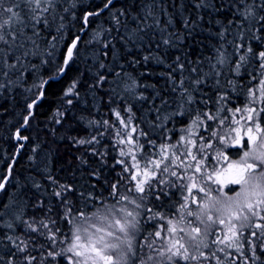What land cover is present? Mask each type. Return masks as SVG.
Masks as SVG:
<instances>
[{
	"label": "trees",
	"instance_id": "16d2710c",
	"mask_svg": "<svg viewBox=\"0 0 264 264\" xmlns=\"http://www.w3.org/2000/svg\"><path fill=\"white\" fill-rule=\"evenodd\" d=\"M72 2L73 0H58L55 14L58 17H64L62 34L57 33L56 25H52L50 29H45L42 32L43 38L38 40L39 50L25 61L27 71L24 75L19 76V73L11 72L7 77L0 76V84L6 86L4 89H0V102H2L0 103V181L6 176L7 168L15 156L19 143L15 142L14 134L18 126L23 123L24 116L30 111L27 105L38 96L41 89L38 85L47 77L58 73L57 69L63 64L69 43L79 35L83 28L84 13L96 10L103 0H78L75 9L71 8ZM207 2L209 5L207 8L197 9L193 0H156V3L165 10L155 9L160 25L157 27L149 19L147 24L152 27H147L142 32L137 31L138 23L133 17L139 16L142 20L145 15L144 5L150 4L151 0H114L110 11L105 10L100 16L90 18L89 28L79 41L66 73L58 80H49L43 99L34 108V116L29 120L28 126L20 132L28 137V141L23 146V153L22 151L19 153L15 164H13L11 175L15 178V182L14 184L7 182L0 195V256L4 257L5 264L9 254L16 251L15 246L6 239L9 235L17 243L20 241L28 243L29 249L32 248V243H29L31 240L36 245L45 246L40 251L49 250V241L27 229L23 221L31 223L34 217L36 221L34 226L39 227L38 221L43 218L52 227L51 220H49L51 217L56 222V227H52L53 232L59 229V223H65L62 219L65 215L64 208L60 200L52 195L54 189H59L49 179V176L59 184L71 185L74 189L73 192L68 193L69 200L74 205L73 215L84 203L80 193H84L85 196L91 193L93 197H99L89 203L86 211L90 213L96 208L103 209L105 204L115 203L109 196L113 183L119 182L120 192L127 193L132 182L128 174L131 169L128 168L126 172L125 168L127 167L117 163L121 160V156L118 151L114 127L118 125V120L114 115L116 111H119L123 116L129 115L131 120L133 118L136 120L144 114L152 122L150 123L152 128L149 127V124L145 125L148 136L142 149H146L148 153L141 152V160H144L143 154H150L151 158H156L159 156L154 151H159L157 146L173 144L176 141L175 138L183 133L180 129L189 125L188 116L172 117V113L177 108L180 91L179 88L173 91L172 79L179 81L182 78L180 71H174L177 68V63H183L185 66L184 78L194 75L187 71L191 66H198L208 74L205 77L206 83L200 85L199 91L193 92L197 98L195 107L205 111L211 109V112L215 114L217 95L226 94L228 102L223 105L224 111L220 112V117H229L225 120L226 122L230 119L242 120L238 113L233 114L228 110L244 109L249 104L251 99L248 89L258 83L259 77L257 80H251L248 72L258 75L256 66L259 62H253L247 70L242 68L241 74L235 75L230 71V67L243 52V49L237 50L235 45L250 43L255 51L264 50V29L256 32L253 27L255 21L250 25L239 14L246 6L251 5L253 0H207ZM9 3L10 0H5L4 6L7 7ZM259 3L260 0H256V4L259 5ZM65 8H69L70 11L64 12ZM121 11L124 12V15L121 16L120 25L117 26L113 21V16H119ZM72 12L75 13L74 16L71 14ZM257 12L259 15H264V9L257 8ZM165 13L171 15V24L168 23V15ZM21 15H24V12H21ZM198 17H202V19ZM185 19L195 21V24H190L188 28H185ZM230 20L233 21L231 25H229ZM242 20L244 31L241 39L238 22ZM58 23H60L59 20ZM41 27L43 26L41 25ZM249 27H253V30L248 31ZM165 28L166 31L162 32L161 29ZM225 28L228 29V32L225 34V39L222 40L219 33ZM26 31L31 34L30 29H26ZM176 34H179V39L176 38ZM253 34L261 36V39H251ZM54 36L57 37L56 40L52 39ZM164 38H170L168 45L162 43ZM105 43L108 44L107 48L104 47ZM218 49L223 52L230 62L229 64L219 65L216 63ZM105 52L107 55H104ZM145 57L149 59L145 61ZM177 57H180L179 62L176 60ZM101 64L104 67H101ZM213 66L220 73L218 77L212 75ZM170 74L172 79H170ZM100 77L105 79L97 84ZM216 79H219V86L215 83ZM9 80H12L13 83L9 84ZM133 81L136 83L134 90H127V85L132 84ZM73 83L76 84L75 92L72 95H65ZM201 98L209 101L207 108L199 103ZM69 100L71 103H68ZM162 101H167V104ZM18 107L21 109H16ZM254 107L259 109L264 107V104H254ZM126 108L131 109L130 114H127ZM157 109H159V114ZM165 110L171 112V119H166ZM261 118L264 119V113ZM57 120L61 122L56 123ZM104 121L108 123L104 124ZM211 123L212 121H206L208 125ZM4 127L8 129L4 130ZM217 129L219 134L221 131L219 125L215 130ZM196 131L207 135L202 128ZM93 135L99 140L98 144L80 145L76 142L79 139H90ZM149 140L155 141L156 146L149 145L147 143ZM215 147L214 143L213 149ZM93 148L97 153H103V155H94ZM213 149L206 150L210 154L205 165L209 161L211 163L214 161L215 164ZM3 150L5 151L3 152ZM239 150V148L226 149L233 157L237 156L236 152ZM2 155H5V158ZM185 163L194 164L195 162L186 160ZM182 169L175 170L181 173ZM209 171H212V168L202 165V173ZM94 172L96 175H93ZM190 173L193 172L184 171L183 175ZM195 174L198 175V173ZM199 178L202 180L201 174ZM37 183L40 185L39 188L35 187ZM175 191L177 189L172 188L170 194L178 198ZM11 201L19 203L25 217L21 223L15 224L16 230L12 232L6 227V223L11 222L10 219H3L2 215L5 206ZM38 201L43 202V209L33 208V205ZM165 203L168 204L165 207L167 215L175 218L174 205L171 207L168 200ZM49 207L51 212L47 211ZM156 209L162 214L159 206L154 204L153 212H157ZM69 218L73 219V217ZM3 223L4 225H2ZM150 224L152 221L143 226L145 232L150 231ZM59 230L62 235H58L56 240L65 234L64 230ZM42 231L47 233L48 230L42 229ZM145 232L140 235L141 239ZM242 238H245V235ZM241 242L244 243L242 252L248 254L246 240ZM59 246L61 247V245ZM219 247H225V245L216 246V250ZM40 251H34L32 255L39 258ZM226 251L231 252L232 257L236 258V264H243L241 253L237 252L235 248L226 249ZM217 253L223 264H231V260L225 259L223 253L218 250ZM22 255L17 253V263ZM66 262L64 261L63 264ZM201 264L204 262L201 261ZM208 264H216V262L212 260Z\"/></svg>",
	"mask_w": 264,
	"mask_h": 264
},
{
	"label": "snow or ice",
	"instance_id": "6c2138e0",
	"mask_svg": "<svg viewBox=\"0 0 264 264\" xmlns=\"http://www.w3.org/2000/svg\"><path fill=\"white\" fill-rule=\"evenodd\" d=\"M193 2L197 9L209 6L207 0H193ZM57 3L58 0H10L9 5L5 7V0H0V76L7 77L11 72L19 73V76L24 75L27 71L25 61L39 50L38 40L43 38L42 32L45 29H50L52 25H56L57 33L62 34L64 17H58L55 14ZM77 3L78 0H73L71 8L75 9ZM112 4L113 0H103V3L96 10L86 11L82 17L83 24L88 25L90 18L100 16L105 10L110 11ZM156 8L165 11L161 5L156 3V0H151L150 4L144 5L145 15L142 20L139 16L133 17L137 20L138 32L144 31L147 27H152V25L147 24L149 19L159 27L160 21L157 19ZM257 8L264 9V0H260L259 5L256 4V0H253V3L246 6L239 14L250 25L255 21V25L258 26L253 25V27H255L256 32H259L264 29V15H259ZM69 11V8L64 9L66 13ZM21 12H24V15H21ZM71 14L75 15L74 12ZM165 14L168 15V23L171 24V15ZM123 15L124 12L121 11L119 16H113V21L117 26L120 25V19ZM198 18L202 19V17ZM58 20L60 23L57 24ZM190 24L194 25L195 21L185 19V28H188ZM231 24H233V21L230 20L229 25ZM238 25L241 33L240 38L242 39L243 20L238 22ZM253 27H249L248 31H252ZM26 29H30L31 34H28ZM161 31H166V28L161 29ZM227 32L228 29L225 28L219 33L222 40L225 39ZM97 35L99 36V34ZM176 38L179 39V34H176ZM52 39L56 40L57 37L54 36ZM251 39L260 40L261 36L253 34ZM78 43L79 37L74 38L67 48L64 63L57 69L58 73H63L68 63L72 61ZM162 43L168 45L170 38L162 39ZM104 47L107 48L108 44L105 43ZM235 47L237 50L243 49V52L239 55L237 61L231 65L230 71L238 76L241 74L242 68L247 70L248 66L258 61L259 63L256 66L258 75H252L251 72H248L251 80H257L259 77L258 88L255 86L250 87L248 95L252 97L250 103L264 104V50L257 52L251 47L250 43H238ZM217 51L216 63L219 65L229 64L230 62L223 55V52L219 49ZM104 55H107V52ZM144 59L147 61L149 58L145 57ZM176 60L179 62L180 57H177ZM101 67H104V65L101 64ZM176 70L182 73V78L176 81L171 78L170 74L173 91L177 88L180 90L177 108L172 113V117L188 116L189 125L180 129L185 135H181L174 144L157 146L159 147V158L153 159L150 154H143L144 168L142 171H137L130 176V181L134 183L133 187L127 189V194L120 192L119 182L113 183L109 196L115 203L105 204L103 210L96 208L90 214L86 211L89 203L94 199H99V197H93L91 193L88 196L80 193L84 203L73 215L72 208L74 205L69 200L68 193L73 192L74 189L71 185L59 184L49 176V179L59 189H54L52 195L60 200L64 208L65 215L62 219H65L71 225L69 229L70 236L63 234L67 236L69 244L67 247L56 249V238L62 234L59 229L55 232L52 231V227H55L56 224L55 220L49 217L52 225L50 227L49 223L41 218L38 221L39 227H36L34 226L36 221L33 217V222H23L31 232H35L38 236L45 237L49 241V250L46 253L40 252L38 258V256L32 255V252H39L40 249L45 247L44 245H36L30 240L29 243H32V248L29 249L28 243L24 241L17 243L9 235L6 239L15 246L16 251L9 254L6 264H17V253L23 254L18 264H33V262L46 264L49 261L51 264H55L58 257L67 259L69 264H201V261L208 264L212 260L216 264H223L216 254L217 250L224 254L225 259H230L231 264H236V258L232 257L231 252L226 251V249L233 248L241 253L243 264H264V258H262L264 257V223L257 222L264 221V127L259 122V116L264 113V107L259 109L256 107L229 109L228 111H232L233 114L242 111L247 112L246 119L251 126L246 129L241 127L232 128L229 129V135H219L218 129L212 130L214 125H208L206 121L223 125L224 121L229 119L227 116L221 118L219 115L221 111H224L223 105L227 104L228 96L226 94L217 95L215 114L211 112V109L201 110L195 107L197 98L193 95V92L199 91L200 85L206 83L205 77L208 74L204 73L198 66H191L187 71L194 75L184 78L185 66L183 63H177V68L174 71ZM219 74L213 66L212 75L218 77ZM51 79H55V77H49V80ZM104 79V77H100L97 84L103 82ZM48 82V80H45L38 87L43 89ZM8 83L11 84L13 81L9 80ZM215 83L219 86V79H216ZM135 86L136 83L133 81L132 84L127 85V90L132 91ZM5 87L4 84H0V89ZM75 89L76 84L73 83L67 89L65 95H72ZM38 96L43 98L44 92L41 90ZM37 103V100H33L27 105L30 111L24 116L23 123L15 132L17 140L28 139L27 136H21L20 132L21 128L28 126L29 120L34 116L35 113L31 110L36 107ZM68 103H71V100ZM162 103L167 104V101H162ZM199 103L207 108L209 101L201 98ZM186 105L189 107H185ZM126 111L131 112V109L126 108ZM157 112L159 114V109H157ZM114 115L121 125L125 128L128 127L131 117L128 118V123H126L119 111H116ZM172 117H166V119ZM60 122V120L56 121V123ZM231 122L237 125L240 124V120ZM103 123L107 124L108 122L104 121ZM201 128L207 135H202L196 131ZM136 131L135 127L131 128V132L135 133ZM231 133H235V135L229 138ZM117 135H119V132H117ZM140 135L147 137L148 134L141 131ZM76 142L80 145H95L99 143V140L93 135L90 139H79ZM125 142L130 145L134 143L131 135L119 141L121 144ZM147 143L156 146L155 141L149 140ZM214 143L216 147L213 149ZM136 148L141 152L143 151L141 145H136ZM228 148L243 150L240 158L231 159L226 151ZM193 149H195V152H193ZM207 149L214 150L215 163L223 164L222 167H215L211 161L205 165V161L209 160ZM93 154L103 155V153H97L95 148H93ZM130 154L131 148L127 152L124 149L119 152L121 157ZM131 159L135 161L137 157L132 155ZM186 160L195 163H185ZM117 163L124 164L125 162L120 160ZM202 165L212 168V171L202 173ZM131 167L139 169L140 166L137 163ZM179 168H183L185 172L194 168V172L193 175L187 177L189 183L184 186L188 194L183 197L184 202L178 207L179 218L177 220L167 219L166 223L168 234L181 232L184 233V236L178 240L171 238V235H169L167 242L161 243L157 247L155 239H150V237L160 238L163 241L165 237L162 236V231L165 225H160L159 230L155 232H145L143 226L156 216H159L161 220L166 219V217L158 211L153 212V209L148 207L147 201L149 197L160 201L162 197L168 196L170 190L176 186L174 181L166 179L165 176L175 177L178 180L185 179L183 173L178 174L175 170ZM125 171L127 172L128 168H125ZM8 172L10 175V168ZM195 173H201L205 184L210 182L211 185L217 187H205L204 184L198 185L195 181ZM93 175H96V173L94 172ZM138 176L142 178L138 179ZM6 183L7 178L0 181V191L4 190ZM35 187L39 188L40 185L37 183ZM193 190L197 193H203L205 199H199L198 196L193 195ZM189 198H191V204L197 206L196 210H193L189 204ZM128 205L134 206L132 210L128 209ZM37 207L43 209V202L38 201L33 205V208ZM47 211L51 212V208L49 207ZM149 213L152 215H148ZM22 214V210L14 212L15 219L20 221ZM69 217H73V219L78 217L79 219L72 223ZM189 217L194 219H188ZM6 227L12 229L14 224L8 223ZM42 229H47V233ZM224 229H226L225 235L220 238L218 232ZM245 230H249V239L246 241L248 254L242 252L244 243L239 239L245 235ZM142 232H145V234L141 239ZM185 237L187 238L186 242L181 243L180 240L185 239ZM61 243H63V240H61ZM212 245H225V247L213 250ZM204 249L209 251L206 253ZM0 264H5L3 256H0Z\"/></svg>",
	"mask_w": 264,
	"mask_h": 264
},
{
	"label": "rangeland",
	"instance_id": "374dc122",
	"mask_svg": "<svg viewBox=\"0 0 264 264\" xmlns=\"http://www.w3.org/2000/svg\"><path fill=\"white\" fill-rule=\"evenodd\" d=\"M84 24H83V28H84ZM82 28V29H83ZM89 28V27H88ZM81 29V30H82ZM81 30H80V32H81ZM80 32H79V34H80ZM85 33V32H84ZM84 35V34H83ZM78 36V35H77ZM76 37V36H75ZM56 74H58V73H56ZM55 75V74H54ZM52 76V75H51ZM255 87H257L258 88V83L255 85ZM41 90V89H40ZM40 92V91H39ZM248 96V95H247ZM249 98L252 100V97H250L249 96ZM250 100V101H251ZM246 107H254V104H252V103H250L249 102V104L247 105V106H245V108ZM127 112V111H126ZM165 112H166V117H170L171 116V112H169V111H167V110H165ZM127 114H130V112H127ZM239 114V118H241L242 120H240V124L239 125H237V124H235L234 122H231V121H234V120H232V119H230L229 121H224V124L223 125H219V130H221V131H219V135H229V129H232V128H237V127H241V128H244V129H246L248 126H251L250 125V122H248L247 121V119H246V117H247V115H248V113L247 112H244V111H242V112H239L238 113ZM221 115V114H220ZM261 115H262V113L260 114V116H259V122H260V124L261 125H264V119L263 118H261ZM124 119H125V122L126 123H128V118H129V115H126V116H123V115H121ZM116 117V116H115ZM221 117H224V116H221ZM236 119H237V117H236ZM169 120V119H168ZM150 123H152L150 120H149V118L147 117V116H144V114L143 115H141V116H139L138 118H136V120H134V118L131 120V122L128 124V127L127 128H125L123 125H121L120 123H119V121H118V125H115L114 127H115V129H116V135H117V132H119V135H117V141H118V151L120 152V150L121 149H124L126 152L131 148V154L130 155H126V156H124V157H121V160H123L125 163H124V165L127 167V168H130L131 170H129V172H128V174H129V176H131V175H133V174H135L137 171H142V169L144 168V164H145V160H141V158H140V153H141V151H139L137 148H136V145H141V146H144V141H146V138L147 137H144L143 135H140V133H141V131L142 132H145V133H147V128L145 127V125L146 124H149V127L150 128H152L151 127V124ZM210 125H214V127H213V129L212 130H215L216 129V127H217V125L218 124H215V122H213L212 121V123L210 124ZM132 127H135L136 129H137V131L135 132V133H133V132H131V128ZM156 130H157V128H156ZM148 134V133H147ZM128 135H131V137H132V140H133V144H129V143H127V142H125V143H123V144H121V143H119V141L121 140V139H126V137L128 136ZM181 135H185V133H180V136ZM235 135V133H231L230 134V136H229V138H231V136H234ZM148 136V135H147ZM180 136H178V138H175L176 139V141L179 139V137ZM245 139H246V137H245ZM175 141V142H176ZM175 142H173V144L175 143ZM155 151V153H158V154H160L159 153V151L158 150H154ZM242 151L243 150H239L238 152H236L237 153V156H235V158L234 159H239L240 158V155L242 154ZM142 152H144V153H148V151L145 149V150H143ZM178 154H179V152H178ZM210 154V153H209ZM209 154H208V156H209ZM132 155H135L136 157H137V159L135 160V161H133L132 159H131V156ZM159 156H157L156 158H158ZM230 157H233L232 155H230ZM155 159V158H154ZM139 164V169H136V168H133V167H131L133 164ZM213 164H214V161L212 162ZM216 164V163H215ZM214 164V165H215ZM151 167V166H150ZM215 167H217V165L215 166ZM218 167H219V165H218ZM184 172V169H182V172L181 173H183ZM187 173L188 172H194L193 171V169H189L188 171H186ZM178 174H180L179 172H178ZM191 175H193V173H190L189 175H184V177H185V179H183V180H178L177 178H175V177H170V176H165V178L166 179H168V180H170V181H174L175 182V185L176 186H174L173 187V189H177V191H175L176 193H177V195H178V198L176 197V196H173L172 194H169L168 196H165V197H162L161 198V200L160 201H157V200H155L153 197H149V199H148V201H147V205H148V207H151L152 209H153V205L154 204H157L158 206H159V208H160V212H162V214H163V216L164 217H166V219H164V220H161L160 218H159V216L155 219V218H153L151 221H152V224H150V226H151V229H150V231L149 232H155L156 230H159V228H160V225H165V228H164V230L162 231V236L163 237H165V239L162 241L160 238H156V237H150V238H154L155 239V241H156V246L157 247H159L160 246V244L161 243H166L167 242V239H168V237H169V235H171V238H173V239H180L182 236H184V233H181V232H177V233H175V234H168L167 233V223H166V220L167 219H173V220H177L178 218H179V215H178V207H179V205L181 204V203H183L184 201H183V197L185 196V195H187L188 193H187V190H186V188L184 187L185 185H187L188 183H189V181L187 180V177L188 176H191ZM199 173H198V175L197 174H195V181H197L199 184H204V186L205 187H212V188H216L217 186L216 185H211V183L209 182V183H207V184H205V182H204V180L202 179H200L199 178ZM197 177H198V179H197ZM140 178H142V177H140V176H138V179H140ZM14 182H15V178L12 176L10 179H9V181H8V183L10 184H14ZM133 183L134 182H131V187H133ZM15 186H16V183H15ZM130 187V188H131ZM124 193H126V192H123V194ZM127 194V193H126ZM193 195H196V196H198V198L199 199H205V197H204V195H203V193L201 194V193H197L195 190H193ZM166 200H168L169 202H170V204H171V207L174 205V210H173V214H176V216H175V218H173V217H169L167 214L168 213H166L167 211L165 210V207L168 205V204H166L165 203V201ZM151 201V203H149ZM189 204L191 205V207H192V209L193 210H196V205L195 204H191V198H189ZM134 206H132V205H128V209L129 210H132V208H133ZM22 210V212H23V208H20V205H19V203L16 201H14V202H9V204L7 205V206H5V208H4V211H3V213H2V215H3V219L5 218H9L10 219V223H13L14 224V227L12 228V229H10V231L12 232V231H15L16 230V225L15 224H17V223H21L24 219H25V217H24V212H23V214H22V219L20 220V221H17L16 219H15V216H14V212H20ZM101 210H103L102 208H101ZM156 211H157V209H156ZM12 213V214H11ZM89 214H90V212H88ZM148 215H152L151 213H149ZM185 215H186V213H185ZM13 219V220H12ZM79 218L78 217H76L75 219H70L69 218V220H72V223H75L77 220H78ZM188 219H194V218H192V217H189ZM64 221H65V223L64 224H60L59 223V229H61V231H63L64 230V232L63 233H65V234H67L68 236H70V231H69V229H70V223L68 222V221H66L65 219H64ZM150 221V222H151ZM257 222H260V223H264V221H257ZM6 224H8V223H6ZM56 227V226H55ZM54 227V228H55ZM186 227V226H185ZM220 227H222V226H220ZM253 230H255V231H257L256 229H253ZM113 231H115V229H113ZM248 231L249 230H245V238H242V237H240L239 239L242 241V240H248L249 239V237H248ZM225 232H226V229H224L223 231H219L218 232V235H219V237L220 238H223V236L225 235ZM13 234V233H12ZM142 234V233H141ZM186 237H185V239H183V240H180V242L181 243H185L186 242ZM61 240H63V243H61ZM61 245V247L59 246V245ZM68 244H69V240H68V238H67V236H63V237H61L60 239H58V240H56V249H60V248H64V247H67L68 246ZM216 246H218V245H212V249L213 250H216ZM220 246V245H219ZM204 251L207 253L209 250L208 249H204ZM40 252H45L46 253V251H44V250H42V251H40ZM40 254V253H39ZM216 254L217 255H219L217 252H216ZM69 255H71V254H69ZM221 259V258H220ZM66 260L67 259H65V258H63V257H58L57 258V260H56V262H55V264H63L64 263V261L66 262ZM18 264V263H17ZM33 264H36V262L35 263H33ZM46 264H50V261L49 262H46ZM66 264H69V261L67 260V262H66Z\"/></svg>",
	"mask_w": 264,
	"mask_h": 264
},
{
	"label": "bare ground",
	"instance_id": "6f19581e",
	"mask_svg": "<svg viewBox=\"0 0 264 264\" xmlns=\"http://www.w3.org/2000/svg\"><path fill=\"white\" fill-rule=\"evenodd\" d=\"M113 2H114V0H113ZM88 27H89V24L86 26H84V28L81 30V32H80V36H81V38H82V36H83V34H84V32L88 29ZM78 35V36H79ZM81 38L79 39V41L81 40ZM73 41V40H72ZM72 41L69 43V45H68V47L71 45V43H72ZM67 47V48H68ZM66 52H67V49H66ZM69 65V64H68ZM68 65H67V67H68ZM66 70H67V68H66ZM66 70H65V73H66ZM64 73V74H65ZM59 74V73H58ZM58 74H55V75H52V76H57ZM63 74V75H64ZM62 75V76H63ZM60 79V78H59ZM53 80H58V79H53ZM45 81V80H44ZM47 85V84H46ZM41 91V90H40ZM44 91H45V89H44ZM39 96H37L35 99H37ZM44 97V96H43ZM35 99H33V100H35ZM43 98H40V100H39V102L42 100ZM38 102V103H39ZM0 103H2V102H0ZM5 103V102H4ZM31 103V102H30ZM37 103V104H38ZM7 104V103H6ZM8 105V104H7ZM17 106V105H16ZM1 107V106H0ZM3 107V106H2ZM15 107V106H14ZM4 108V107H3ZM9 108V107H8ZM1 109V108H0ZM13 109V108H12ZM16 109H21V108H16ZM5 110V109H4ZM7 111H10V110H7ZM25 111V110H24ZM23 111V112H24ZM31 111H33L34 112V109H32ZM13 113V112H12ZM23 115V114H22ZM23 117V116H22ZM5 126V125H4ZM1 127H2V125H1ZM18 127H20V126H18ZM5 128H7V127H4V130H5ZM25 128V127H24ZM24 128H21V130L23 129L24 130ZM8 129V128H7ZM3 130V129H2ZM1 132V131H0ZM3 133V132H2ZM1 133V134H2ZM5 133V132H4ZM26 133V132H25ZM21 134V133H20ZM7 136V135H6ZM21 136H26V135H22L21 134ZM2 137V136H1ZM2 139V138H1ZM4 140V139H3ZM14 140H15V142H17V143H19L18 144V147H17V150H16V153H15V156H14V158H13V160L11 161V164L8 166V168H7V173H6V176L4 177V179L9 175V172H8V170H9V168L11 169V172H12V170H13V164H15L14 162H15V160L18 158V156H19V153L22 151V153H23V147H21V145H25V143L28 141V139L27 140H17L16 138H15V134H14ZM29 143V142H28ZM27 144V143H26ZM15 145V144H14ZM16 146V145H15ZM13 148H15L14 146H13ZM25 148V147H24ZM4 149V148H3ZM5 150H3V152H4ZM21 153V154H22ZM30 153V152H29ZM4 154V153H3ZM14 154V153H13ZM4 156V158H5V155H2V157ZM31 156V155H30ZM1 157V156H0ZM9 157V156H8ZM20 157H21V155H20ZM11 158V157H10ZM8 159V158H7ZM12 159V158H11ZM28 159L29 160H31L29 157H28ZM27 158H26V160H28ZM9 161H10V159H9ZM25 161V160H24ZM1 162H2V160H1ZM22 163V162H21ZM24 163H26V162H24ZM39 163V162H38ZM34 164V163H33ZM0 165H1V163H0ZM25 165V164H24ZM39 165V164H38ZM16 166V165H15ZM18 166V165H17ZM21 166V165H20ZM36 166V165H35ZM20 168V167H19ZM23 168V167H22ZM2 171V170H1ZM6 172V171H5ZM4 173V172H3ZM13 174V173H12ZM10 176H13V175H11L10 174ZM9 179H10V177L7 179V182L9 181ZM7 184V183H6ZM5 184V185H6ZM8 186V185H7ZM6 186V187H7ZM19 188H20V186H19ZM15 189V188H14ZM3 191V190H2ZM2 191H0V195H1V193H2ZM14 192H16V191H14ZM12 193V192H11ZM19 194V193H18ZM10 197H12V196H10ZM10 199V198H9ZM8 199V200H9ZM7 200V199H6ZM7 204V203H6ZM9 204V203H8ZM4 205V204H3ZM2 208V207H1ZM4 208V207H3ZM4 214V213H3ZM12 214V213H11ZM1 219V218H0ZM9 220V219H8ZM13 220V219H12ZM2 225H4V223L2 224ZM1 226V225H0Z\"/></svg>",
	"mask_w": 264,
	"mask_h": 264
},
{
	"label": "water",
	"instance_id": "95a60500",
	"mask_svg": "<svg viewBox=\"0 0 264 264\" xmlns=\"http://www.w3.org/2000/svg\"><path fill=\"white\" fill-rule=\"evenodd\" d=\"M87 26V25H86ZM76 37H79V39L81 38V36L79 35V36H76ZM75 37V38H76ZM67 53V52H66ZM65 58H66V54H65ZM65 58H64V60H65ZM63 63H64V61H63ZM69 64V63H68ZM67 68V67H66ZM66 68H65V70H66ZM65 70L63 71V73H59L57 76H49V77H55V79H59V78H61L62 77V75L65 73ZM49 77H47L45 80H48L49 81ZM45 87H46V85H44V87H43V89H41L43 92H44V89H45ZM35 100H37L38 102H39V100H40V97H38L37 99H35ZM10 177V175H8L6 178L8 179Z\"/></svg>",
	"mask_w": 264,
	"mask_h": 264
},
{
	"label": "flooded vegetation",
	"instance_id": "af4514ba",
	"mask_svg": "<svg viewBox=\"0 0 264 264\" xmlns=\"http://www.w3.org/2000/svg\"><path fill=\"white\" fill-rule=\"evenodd\" d=\"M262 127H264V125H261ZM227 154L230 156V155H232V154H230V152H227ZM231 159H234L235 157H230ZM216 165H219V167H222L223 166V164H215V166ZM199 174H201V173H199ZM196 183L199 185V183L196 181Z\"/></svg>",
	"mask_w": 264,
	"mask_h": 264
}]
</instances>
